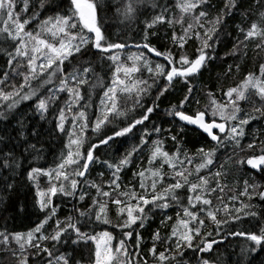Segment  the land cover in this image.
I'll list each match as a JSON object with an SVG mask.
<instances>
[{
  "label": "snow or ice",
  "instance_id": "1",
  "mask_svg": "<svg viewBox=\"0 0 264 264\" xmlns=\"http://www.w3.org/2000/svg\"><path fill=\"white\" fill-rule=\"evenodd\" d=\"M36 2L39 5L38 9L32 10L29 15L30 8H34L32 0H0V55L6 57L8 69L0 75V120L7 119L22 102L32 100L34 110L41 119H44L55 107L56 128L61 133L66 132L65 123L71 115L73 130L67 133L69 137L66 145L67 155L62 156L61 162L55 169L31 167L27 171L29 181H36L40 175L48 177L47 188L41 190L37 186L36 192L39 197L38 207L41 212L46 213L45 219L27 233L0 232V251L10 253L17 264H28V256L25 255L28 249H34L37 253H46L49 257L47 264H149L146 256L140 251L139 233L136 232L134 248L130 249L127 241L132 239L136 231L134 226L144 227L153 210L167 209L175 204L180 210L177 212L175 224L171 226L170 235L162 237L157 230L153 234V245L148 249V253L155 264H187V261L182 259L184 253L181 249L188 248L194 252L207 253L212 250L213 243H216V241L207 242L203 236L205 220H210L217 229L222 223H227L217 219V214L221 210L230 214L229 203H224L226 189L233 192L228 197L230 202L238 201L240 197H246L249 201L248 203L241 201L240 207L234 208L236 215L232 217L233 219L239 220L241 213L259 219L258 213L252 210L255 206L251 201L255 197L264 201V185L250 184L245 180L240 190L229 188L225 181L229 174L227 167L230 163L238 167L247 165L253 170L264 173V140H259L258 143L249 142L246 147L241 144V140L246 135V126L253 120L264 118V63L259 64L258 72L249 71L235 86L228 87L226 91L222 90V97H226V100H217L214 94L209 93L208 104L203 109L199 107L200 101L196 100L197 108L191 114L184 111L186 105L192 103L193 88H188L184 99L179 105H173L169 115L178 117L188 125L198 126L214 142L213 147L208 150L203 147L198 148L196 155L191 156L187 151H182L180 142L173 135L171 139L177 143V149L170 154L164 150L163 141H153L148 158L149 167L134 174L140 179L139 192L135 188L122 189L119 173L131 162L133 154L141 151L148 144L147 140L142 138L140 146H134L118 163L103 161L112 174V179L106 185L109 190H104L102 186L103 173L100 174L101 184L89 182L86 176L89 164L96 159L93 152L100 145L89 144L87 151H82L86 143L85 136L90 118L86 114L88 106L80 104L84 99L81 86L88 85L90 88L103 86L98 77L97 84L90 83L89 74L95 75V73L92 61L82 59L86 53L97 50L101 54V60L105 58L103 54H108L106 58L111 61V85L107 86L103 93L101 113L92 127L94 133H99L106 124L113 123L121 117L127 118L136 108L144 107L142 96L147 94L151 85L145 80L133 79L134 74L140 72L141 68L146 69L154 78L163 77L168 85L177 78L187 83L189 77L198 73L207 59L205 50L211 46L209 41L219 31L224 23V17L231 15L232 11L239 7L240 0H226L224 9L211 19L206 10L210 0H174L171 7L168 4L158 3L157 0H117V13L128 20L136 19L138 12L145 6L159 9L150 21H145L143 43L135 45L141 51L127 57L131 65L123 61L119 54H113V50H122L128 45L107 41L102 31L98 10L104 0H68L66 9L58 10L44 18H41V13L53 5V0H36ZM20 4L22 7H18ZM254 6L261 10L258 14L251 9L245 10V20L249 14L256 16V19L246 30L243 27L239 28L243 40L235 46L234 53L240 50L242 45V54L246 56L248 42L251 40H259L255 49L264 50V0H254ZM54 7L61 8L59 4ZM165 23L173 28L172 42L179 49H184L190 39L201 41L195 59H189L182 53L177 60L171 51L167 54L162 53L148 42V30L154 29L157 24ZM177 25L181 30L180 35L175 32ZM144 50L154 53L157 57L163 56L167 64L156 63L153 66L145 57ZM257 55H259L258 51ZM70 58L81 60V64L79 67L73 65L71 71H66L65 62L71 63ZM235 67L239 72L240 65L237 64ZM167 90L168 87L165 85L158 96L163 95ZM63 93L67 94V99L61 106ZM254 97L259 99V105L254 102ZM241 102L249 103L251 107L245 110L241 107ZM153 103L155 104V100ZM153 111L154 107H147L146 114H142L141 118L133 117L127 127L102 138L100 144L107 145L114 137L130 133L137 125L148 120L149 114ZM26 115L21 114L18 120L21 128L24 127ZM214 130L218 131L214 134ZM155 131L159 133L161 130L156 128ZM19 135L23 137V132ZM227 146H231L233 151L219 164L218 170L210 176L201 175L202 170L215 166L217 153L222 147ZM29 148L33 152L37 151L35 145H28L24 151L27 152ZM245 151L252 154L247 157L239 156V153ZM197 158L199 162L194 163ZM157 161L159 166H156ZM73 165L77 167L68 172L67 166ZM165 165L168 166L169 172H165ZM20 167L21 162L14 152L4 154L0 168L15 173ZM165 177L169 181L167 184ZM213 182L215 187L211 186ZM79 183L95 188L96 196L92 197V204L86 210L74 209L78 216H69L65 221L56 220L52 232L45 235L42 229L56 215V209L50 207L51 198L58 193L73 196ZM6 188L11 189L12 185L8 184ZM181 189L186 190V196L181 194ZM214 194L222 207L213 204ZM85 195L81 193L79 199L84 200ZM109 203L117 206V215L121 219L116 224H112L109 218ZM149 205L152 207L146 212L145 209ZM201 214H204V218H201ZM172 219L168 216L161 223L166 225L167 221ZM101 225L119 228L123 238L118 244H114L115 237L111 231L102 228L97 231ZM84 227L88 230H82ZM230 234L244 237L258 248L264 247V226H260L257 232L236 231ZM207 235L211 236L212 233L209 232ZM197 237L201 238L200 245L194 246L193 241ZM44 241L54 242L53 248L61 242L83 244L89 249V254L82 259L74 258L75 250L71 253L55 255L54 251L42 247ZM157 243L166 245L164 251H157ZM0 264H3L2 260ZM197 264H211V262L201 256Z\"/></svg>",
  "mask_w": 264,
  "mask_h": 264
},
{
  "label": "trees",
  "instance_id": "2",
  "mask_svg": "<svg viewBox=\"0 0 264 264\" xmlns=\"http://www.w3.org/2000/svg\"><path fill=\"white\" fill-rule=\"evenodd\" d=\"M157 2L168 4L171 7L174 0H157ZM32 3L34 4V8H30L29 15L32 10H37L39 7L36 0H32ZM225 3L226 0H210L206 9L210 14L209 19L217 15L221 9H224ZM56 4H59L61 8L56 9L54 7ZM67 6L68 0H53V5L41 13V18L53 15L54 12L66 9ZM18 7H22V4L18 5ZM117 7V0H104V3L98 10V18L107 41L112 43H126L128 45V47L122 50H113V54H119L123 61L131 65V61H128L127 57L141 51L135 45L137 43H143L142 38L144 35L145 21H150L159 9H152L151 7L145 6L138 12L136 19L128 20L117 13ZM249 8L257 14L261 10L254 6V0H240L239 7L234 9L231 15L224 17V23L220 26L219 31L213 35V39L209 41L211 46L205 50L207 59L204 65L198 73L188 78V84L183 79L177 78L171 85H168L163 77L154 78L146 69L141 68L140 72L134 74L133 79L145 80L148 85H151L147 94L142 96L144 107L136 108L135 112H130L127 118L121 117L113 121V123L106 124L99 133H94L92 127L97 116L101 113L103 93L106 87L111 85V61H108L106 58L108 54H103L105 58L101 60V54L97 50L86 53L82 59L92 61V67L95 73V75L89 74L88 79L90 83L97 84V77L103 83V86H97L95 88H90L88 85L81 86V94L84 99L80 101V104H86L88 106L86 114L90 118L89 127L85 136L86 143L82 151L86 152L89 144L100 145L94 150L93 155L96 159L89 164V171L86 173L89 182L101 184L100 174L103 173L102 186L104 190H109L106 185L112 179V174L111 170L103 161L118 163L134 146H140L142 138L147 140L148 144L141 151L134 153L131 162L119 173V183L122 189L127 187L129 189L135 188L137 192L140 191V179L134 174L149 167L148 158L153 141H163L164 150L170 154L174 153L177 149V143L171 139L173 135L180 142L182 151H187L191 156L196 155L198 148L203 147L208 150L213 147L214 142L210 140V137L195 127L186 125L178 117L169 115V112L172 110L173 105L180 104L187 94L189 87L193 88V94L192 103L186 105L184 109L187 114H191L196 110V100L200 101L199 107L203 109L208 104L209 93L214 94L217 100H226V97H222V90L226 91L228 87L235 86L249 71H259V64L264 63V50L255 49V45L259 43V40H251L248 42L246 56L242 54V45L240 46V50L235 53L233 51L235 46L243 40V35L239 28L243 27L246 30L250 23L256 19V16L251 14L248 15L247 20L244 19V12ZM173 11L176 10L173 9ZM148 32V42L153 47L165 54L171 51L177 60L182 53L187 55L189 59H195L198 55L197 49L201 47V41L190 39L185 44L184 49H179L172 42L173 28L169 27L166 23L157 24L154 29H149ZM175 32L177 35L181 34L178 25L175 27ZM4 46L6 47V45ZM257 51L259 55H257ZM144 54L152 62L153 66L156 63L167 64L163 56L157 57L154 53H148L147 50H144ZM70 60L71 63L68 61L65 62L66 71H71L73 65L79 67L81 64V60L76 58H70ZM237 64L240 65L239 72H237L235 67ZM230 66L231 72H229ZM7 70L6 57L0 55V75ZM165 85H167L168 90L163 95L158 96ZM141 87H147V85H141ZM157 96L158 99H156ZM61 97L60 105L62 106L63 101L67 99V94L63 93ZM154 100L155 104L153 103ZM253 100L259 105L258 98L254 97ZM129 107H131V104H129ZM147 107H154V111L149 114V119L144 121L143 124L137 125L130 133L124 136L114 137L107 145L100 144L102 138L113 135L115 131L127 127L133 117L141 118L142 114H146L145 109ZM241 107L248 110L251 104L241 102ZM21 114H27L23 128L18 123ZM56 117L57 112L54 107L44 119H41L40 115L34 110V101L29 100L22 102L7 119L0 120V137L3 138L0 139V162L3 161L4 154L9 152H14L21 162V167L16 169L15 173L0 168V232L27 233L45 219L46 213L41 212L38 207L39 197H37L36 192L37 186L41 190L47 188L48 177L45 178V176L40 175L36 181H29L27 179V171L31 167H40L44 170L55 169L61 162L62 156L67 155L68 149L66 145L69 141L67 133L73 130L71 115H69L68 121L65 123V133L59 132L56 128ZM156 128H159L161 131L157 133L155 131ZM20 132H23V137L19 135ZM216 132L217 130H215L214 134ZM245 133L246 135L241 140V144L245 147L249 142L255 141L258 143L259 140H264V118L253 120L246 126ZM28 145H35L37 151L33 152L29 148L25 152L24 149L28 148ZM232 151L231 146L222 147L217 153L218 158L215 160V166H210L208 169L202 170L201 175L210 176L212 173H215L218 170L219 164ZM251 154L245 151L239 153V156L247 157ZM83 162L81 161V163ZM195 162H199V159L197 158ZM156 166H159V161H157ZM75 167L77 166H67L66 170L71 172ZM164 170L165 172H169L167 165L164 166ZM227 171L229 174L225 182L231 189L242 190L245 180H248L250 184L257 183L264 185V173L253 170L247 165L238 167L230 163ZM168 182L167 177H165V184ZM8 184L12 185L11 189L6 188ZM211 186L215 187L216 185L213 182ZM180 192L185 196L187 195L185 189H181ZM81 193L87 194L84 200L79 199ZM232 194L233 192L228 189L225 190L224 203H229L230 214H226L223 210L217 214L218 220L227 221V223H222L217 229V226L210 220H205V226L202 229L203 236L207 239V242L211 243L216 241V243H213L212 250L207 253H200L199 251L194 252L188 248L181 249L184 253L182 259L187 261V264H197L201 256L209 260L211 264H264V247L258 248L253 242L246 240L244 237L230 234L236 231L257 232L260 226H264V201L260 200L259 197H255L251 201V204L255 206L252 210L258 213L259 219H254L241 213V218L235 220L232 218L236 215L234 208L240 207L241 201L244 203H248L249 201L246 197H240V200L230 202L228 197ZM215 195L212 197L213 204L222 207L219 201L215 199ZM95 196V188H91L85 183H79L76 193L73 196H64L58 193L52 197L50 207L56 209V215L44 226L42 232L45 235L51 233L55 227L56 220L65 221L69 216H78V213L74 209L86 210L92 204V197ZM184 203L186 204V200ZM151 207V205L147 206L145 211L147 212ZM179 210L180 208L175 204L167 209L153 210L152 212L154 213L151 212L149 214V218L145 221L144 227L138 228L134 226L136 231L133 233L132 239L127 241L128 247L130 249L135 247L136 232H138L140 235L139 243L141 253L146 256L149 264H155L151 255L148 253V249L153 245V234L159 230L162 237L170 235L171 226L175 224ZM108 215L112 224H116L121 219L117 215V206L115 204L109 203ZM168 216H171L173 219L167 221L166 225H162L161 221L165 220ZM201 218H204V214H201ZM101 228L113 233L115 237L113 240L114 244H118L119 240L123 238L119 228L101 225L100 228H97V231L101 230ZM82 230L88 229L84 227ZM209 232L212 233L211 236L207 235ZM200 239V237L194 239V246L200 245ZM53 243L52 241H44L42 242V247H47L54 251L55 255L67 254L75 250V259H82L89 254V249L83 244L73 245L70 241L67 243L61 242L53 248ZM156 246L157 251H164L166 247V245L160 243H157ZM25 255L28 256V264H47L49 260L46 253H37L34 249H28ZM0 260L3 261V264H17V261L12 259L10 253L3 251H0Z\"/></svg>",
  "mask_w": 264,
  "mask_h": 264
},
{
  "label": "bare ground",
  "instance_id": "3",
  "mask_svg": "<svg viewBox=\"0 0 264 264\" xmlns=\"http://www.w3.org/2000/svg\"><path fill=\"white\" fill-rule=\"evenodd\" d=\"M243 4V3H242ZM250 9V8H249ZM256 10V9H255ZM258 10V9H257ZM233 22V21H232ZM219 53V52H218ZM257 53V52H256ZM256 56V55H255ZM240 59V58H239ZM253 59V58H252ZM213 67H214V65H213ZM247 67V66H246ZM210 69V68H209ZM216 70V69H215ZM212 71V70H211ZM234 75V74H233ZM212 77V76H211ZM231 77V76H230ZM221 82V81H220ZM188 84V83H187ZM186 86V85H185ZM186 88V87H185ZM202 90H204V89H202ZM124 169V168H123ZM94 176V175H93ZM45 178H46V176H45ZM99 178V177H98ZM97 178V179H98ZM88 179V178H87ZM99 180H100V178H99ZM123 180V179H122ZM134 184V183H133ZM43 185V184H42ZM47 185V184H46ZM87 195V194H86ZM158 210V209H157ZM152 213H154V212H152ZM149 229V228H148Z\"/></svg>",
  "mask_w": 264,
  "mask_h": 264
},
{
  "label": "water",
  "instance_id": "4",
  "mask_svg": "<svg viewBox=\"0 0 264 264\" xmlns=\"http://www.w3.org/2000/svg\"><path fill=\"white\" fill-rule=\"evenodd\" d=\"M185 123V122H184ZM186 124V123H185ZM186 125H188V124H186ZM188 126H192V127H195L196 129H198L199 131H201L202 133H204L203 132V130L202 129H200L198 126H196V125H188ZM214 132H215V130H214ZM204 134H206V133H204ZM207 135V134H206Z\"/></svg>",
  "mask_w": 264,
  "mask_h": 264
},
{
  "label": "rangeland",
  "instance_id": "5",
  "mask_svg": "<svg viewBox=\"0 0 264 264\" xmlns=\"http://www.w3.org/2000/svg\"><path fill=\"white\" fill-rule=\"evenodd\" d=\"M218 131V130H217Z\"/></svg>",
  "mask_w": 264,
  "mask_h": 264
}]
</instances>
